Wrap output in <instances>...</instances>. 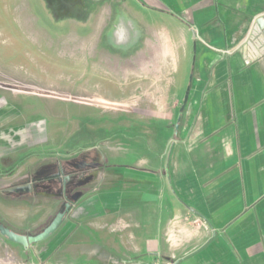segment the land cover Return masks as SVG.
Masks as SVG:
<instances>
[{
  "label": "crops",
  "instance_id": "crops-1",
  "mask_svg": "<svg viewBox=\"0 0 264 264\" xmlns=\"http://www.w3.org/2000/svg\"><path fill=\"white\" fill-rule=\"evenodd\" d=\"M143 2L178 44L180 91L193 77L165 165L175 178L151 181L135 166L110 172L101 156L61 226L28 248L16 244L21 264H175L206 243L180 264H264V61L242 52L264 0ZM58 212L42 225L33 217L21 234L40 233Z\"/></svg>",
  "mask_w": 264,
  "mask_h": 264
},
{
  "label": "rangeland",
  "instance_id": "rangeland-1",
  "mask_svg": "<svg viewBox=\"0 0 264 264\" xmlns=\"http://www.w3.org/2000/svg\"><path fill=\"white\" fill-rule=\"evenodd\" d=\"M138 1L0 0V222L11 229L33 217L44 224L63 200L8 188L94 149L110 172L135 166L151 181L175 178L165 165L193 77L180 91L178 44ZM16 244L0 233V264H21Z\"/></svg>",
  "mask_w": 264,
  "mask_h": 264
},
{
  "label": "water",
  "instance_id": "water-1",
  "mask_svg": "<svg viewBox=\"0 0 264 264\" xmlns=\"http://www.w3.org/2000/svg\"><path fill=\"white\" fill-rule=\"evenodd\" d=\"M242 52L246 59L249 58V63L259 60V59H262L264 61V18L258 19V21L253 26L252 31L249 35V38L242 48ZM188 96L189 94L187 92L186 97L179 111L176 127H178V124L181 121L182 112L188 100ZM71 176L72 175H65L63 178H61L60 173H58V174L45 176V177L32 178L24 184L15 185V186L8 188L7 191L10 193H32L34 192L37 195H41V196L43 195V196H48V197L63 196L65 194V187H63V191L61 193L39 192L38 187H37L38 183L44 182V181L47 182L51 180H58V181H63V186H66L67 182L71 180ZM64 197L66 199V202L64 204L63 210L59 211L54 217V219L51 221V223L40 233L36 235L21 234V233L14 231L10 227L6 226L2 222H0V233L6 238H8L9 240L17 244H20L25 248H28L35 243H38V242H41L47 239L61 226L67 214L71 211L74 205V203L66 195H64ZM191 210L193 211V209ZM213 236L215 237V233ZM205 245H203L198 250L190 253L189 255L185 256L184 258L177 260L175 264H180L182 261L197 254L200 250L204 248Z\"/></svg>",
  "mask_w": 264,
  "mask_h": 264
},
{
  "label": "flooded vegetation",
  "instance_id": "flooded-vegetation-1",
  "mask_svg": "<svg viewBox=\"0 0 264 264\" xmlns=\"http://www.w3.org/2000/svg\"><path fill=\"white\" fill-rule=\"evenodd\" d=\"M80 171V170H79ZM78 170H73V169H66L65 165L60 163L59 165L56 166L55 169L48 170L46 172L48 173H44L41 174V172H38L37 174H35V177H45V176H50V175H54V174H58L60 173L61 178H63L65 175H72L71 176V180L67 182L66 186H63V181H58V180H51V181H47V182H39L38 183V191L39 192H49V193H58V192H62L63 191V187H65V194L66 192L70 189L71 192H73V190H78V188H80V186L87 181L89 175L90 176H94L97 177L98 176V169L94 168L88 171H80ZM64 194V195H65ZM63 196H59V197H63Z\"/></svg>",
  "mask_w": 264,
  "mask_h": 264
},
{
  "label": "trees",
  "instance_id": "trees-1",
  "mask_svg": "<svg viewBox=\"0 0 264 264\" xmlns=\"http://www.w3.org/2000/svg\"><path fill=\"white\" fill-rule=\"evenodd\" d=\"M93 156L91 158H87L85 157V159H80V157H76V158H73V159H69V160H66V161H62L61 163L65 165V168L68 170V169H73V170H81V167L78 168V164L79 165H82L83 166H87L88 169L90 167L91 168H94V167H98V166H102V160H101V152L99 149H94L93 151H90ZM86 155V154H85ZM88 155V154H87ZM81 156H84V155H81ZM85 186L82 184L80 186V188H78V190H73V192L70 191V189L66 192V196L73 202H77L79 200V198L85 194L86 191ZM21 197H25V196H29L27 194L25 195H20ZM64 204H62L61 208L59 209V211L63 210L64 208ZM8 226V225H7ZM14 230V229H13ZM18 233H21L20 231L18 230H14Z\"/></svg>",
  "mask_w": 264,
  "mask_h": 264
},
{
  "label": "bare ground",
  "instance_id": "bare-ground-1",
  "mask_svg": "<svg viewBox=\"0 0 264 264\" xmlns=\"http://www.w3.org/2000/svg\"><path fill=\"white\" fill-rule=\"evenodd\" d=\"M90 44V43H89ZM73 46V45H72ZM157 49V48H156ZM162 51V50H161ZM157 54V53H156ZM160 56V55H159ZM156 58V57H155ZM162 59V58H161ZM164 64V63H163ZM152 74V73H151ZM82 77V76H81ZM116 81V80H115ZM71 82V81H70ZM78 82V80H77ZM75 83V82H74ZM118 84V83H117ZM115 85V84H114ZM74 86V85H73ZM120 87V86H119ZM162 89V88H161Z\"/></svg>",
  "mask_w": 264,
  "mask_h": 264
}]
</instances>
